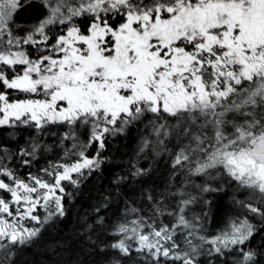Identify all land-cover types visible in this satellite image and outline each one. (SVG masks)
<instances>
[{
	"label": "snow or ice",
	"instance_id": "obj_1",
	"mask_svg": "<svg viewBox=\"0 0 264 264\" xmlns=\"http://www.w3.org/2000/svg\"><path fill=\"white\" fill-rule=\"evenodd\" d=\"M39 2L45 15L22 28L15 16L25 5L0 0V130L12 140L9 129L36 133L0 139V264H15L19 247L64 216V182L79 186L132 129L136 159L166 155L170 175L144 191L146 209L129 207L112 225L119 257L257 264L247 242L257 232L250 217L264 222V0ZM53 128L63 129L58 160L33 172L54 147L44 141ZM149 171L133 161L113 182ZM178 175L184 186L202 177L200 192L220 190L216 180L245 190L235 203L247 214L207 235L190 215L197 198L171 190Z\"/></svg>",
	"mask_w": 264,
	"mask_h": 264
},
{
	"label": "trees",
	"instance_id": "obj_2",
	"mask_svg": "<svg viewBox=\"0 0 264 264\" xmlns=\"http://www.w3.org/2000/svg\"><path fill=\"white\" fill-rule=\"evenodd\" d=\"M21 2L25 6L17 11L16 23L22 28H31L43 18L46 10L39 0ZM12 131H15L16 140H12L3 130H0V139L13 144L16 141L24 143L30 135L36 134L31 129L7 130ZM62 131L63 129L53 128L45 134L44 141L54 146ZM137 139L135 129L130 130L126 136L114 138L108 145L107 158L98 171L82 179L79 186L64 182V216L50 220L44 225L37 239L19 247L14 257L15 264H115L118 258L125 264H132L127 257H119L110 247L113 242L111 227L123 218L129 207L146 209L148 202L143 198L144 191L153 187L163 189L169 182L170 175V165L167 162L169 158L166 155L150 154L148 158L136 159ZM59 152L60 149L54 146L51 152L34 162L32 171L37 172L50 162L57 161ZM133 161L141 168L150 169L148 174L140 178H132L129 174L127 180L114 183L118 175L128 173ZM182 178V175H178L171 180V190L184 187L185 191L197 198L196 202L190 205V215L201 216L207 235H217L230 218L247 214L235 203L236 200L246 199V192L238 190L236 186L221 184L217 180L215 183H209L219 185L220 190L200 192L195 185L204 183L202 177H191L193 183L187 186L181 183ZM102 204L106 206L97 212L96 208ZM101 217L103 224L99 222ZM250 220L257 226V232L247 244L256 252L257 264H264V222L258 217H250ZM213 259L215 264H222V261L224 264H232L228 257Z\"/></svg>",
	"mask_w": 264,
	"mask_h": 264
},
{
	"label": "rangeland",
	"instance_id": "obj_3",
	"mask_svg": "<svg viewBox=\"0 0 264 264\" xmlns=\"http://www.w3.org/2000/svg\"><path fill=\"white\" fill-rule=\"evenodd\" d=\"M217 181V180H216ZM216 181H210L211 183H215ZM241 191H244V192H246L245 190H241ZM219 234V233H218Z\"/></svg>",
	"mask_w": 264,
	"mask_h": 264
}]
</instances>
